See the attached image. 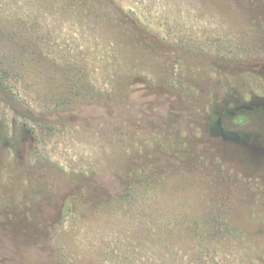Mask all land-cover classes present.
<instances>
[{"label": "rangeland", "instance_id": "rangeland-1", "mask_svg": "<svg viewBox=\"0 0 264 264\" xmlns=\"http://www.w3.org/2000/svg\"><path fill=\"white\" fill-rule=\"evenodd\" d=\"M0 264H264V0H0Z\"/></svg>", "mask_w": 264, "mask_h": 264}, {"label": "trees", "instance_id": "trees-1", "mask_svg": "<svg viewBox=\"0 0 264 264\" xmlns=\"http://www.w3.org/2000/svg\"><path fill=\"white\" fill-rule=\"evenodd\" d=\"M7 81H8L7 78H5L4 75H2L0 72V87L6 90L11 89Z\"/></svg>", "mask_w": 264, "mask_h": 264}]
</instances>
